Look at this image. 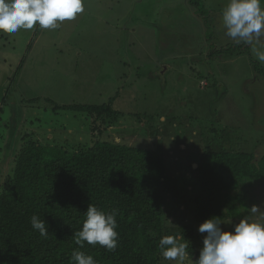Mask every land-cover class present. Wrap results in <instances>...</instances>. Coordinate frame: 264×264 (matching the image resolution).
Segmentation results:
<instances>
[{
    "label": "rangeland",
    "instance_id": "rangeland-1",
    "mask_svg": "<svg viewBox=\"0 0 264 264\" xmlns=\"http://www.w3.org/2000/svg\"><path fill=\"white\" fill-rule=\"evenodd\" d=\"M200 1L211 18L215 51L242 44L225 34L222 12L229 0ZM82 3V13L55 29L37 24L0 32V103L15 99L14 106L4 104L0 122L7 128L13 122L9 109L23 106L19 131L44 144L73 147L100 140L156 152L166 216L188 253L183 261L163 262L194 264L207 235L198 231L199 190L193 188L203 152H242L254 156L256 165L264 156V77L253 66L255 61L264 67L256 54L264 52V37L249 53L217 57L206 39L211 29L189 0ZM108 104L117 118L103 121L89 112L54 109ZM0 146L3 153L6 145ZM5 177L1 172L0 185ZM241 191L250 208L248 221L264 223V178L245 182ZM237 223L225 220L221 228L230 231Z\"/></svg>",
    "mask_w": 264,
    "mask_h": 264
},
{
    "label": "trees",
    "instance_id": "trees-1",
    "mask_svg": "<svg viewBox=\"0 0 264 264\" xmlns=\"http://www.w3.org/2000/svg\"><path fill=\"white\" fill-rule=\"evenodd\" d=\"M189 3L198 8L195 15L211 29L206 39L214 56L248 52L251 46L243 42L215 51L214 28L210 16L203 12V3ZM253 66L264 77V67L255 61ZM12 98L0 103V114L4 104L15 100ZM54 109L55 114L89 112L103 121L119 115L111 104L107 108L55 105ZM9 110L11 125L6 128L0 122V142L6 145L3 153L0 149V173L4 172L7 181L0 185V264H70L74 250L92 256L96 264H164L159 241L163 236L176 235L163 204V169L156 152L100 140L73 147L67 143L44 144L35 140L34 134L19 131L26 108ZM94 133L102 135L96 129ZM253 158L242 152H203L193 183L194 190H199L198 222L218 218L237 223L250 218V208L240 196L242 184L264 178V156L258 165ZM235 192L237 195L229 199L225 196ZM89 205L106 213L116 210L118 238L114 251L87 242L80 248L75 243V233L82 229ZM33 215L46 223L47 237L33 229Z\"/></svg>",
    "mask_w": 264,
    "mask_h": 264
},
{
    "label": "clouds",
    "instance_id": "clouds-1",
    "mask_svg": "<svg viewBox=\"0 0 264 264\" xmlns=\"http://www.w3.org/2000/svg\"><path fill=\"white\" fill-rule=\"evenodd\" d=\"M262 3L264 0H229L222 12L225 34L236 43L260 44L264 37ZM83 11L82 0H0V32L31 30L37 24L41 29H55L58 22L73 20ZM256 54L264 63V52L257 51ZM160 121L165 122L166 117L160 116ZM252 211H256L255 207ZM116 214L115 209L106 213L89 205L82 229L75 233V243L80 248L87 242L114 251L118 238ZM31 224L42 237H47L48 227L43 220L33 215ZM221 224L220 219L209 218L199 225V233L207 235L194 264H264V223L240 219L230 231L222 230ZM159 248L166 260L183 261L188 255L187 244L171 235L160 239ZM70 264H96V261L84 252L74 250Z\"/></svg>",
    "mask_w": 264,
    "mask_h": 264
}]
</instances>
